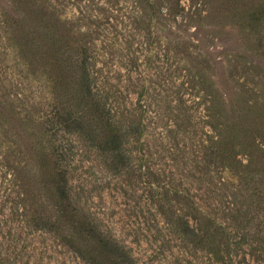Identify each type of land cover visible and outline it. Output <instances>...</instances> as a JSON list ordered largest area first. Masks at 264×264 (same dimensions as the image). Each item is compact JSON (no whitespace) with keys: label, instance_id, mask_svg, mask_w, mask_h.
<instances>
[{"label":"rangeland","instance_id":"1","mask_svg":"<svg viewBox=\"0 0 264 264\" xmlns=\"http://www.w3.org/2000/svg\"><path fill=\"white\" fill-rule=\"evenodd\" d=\"M34 1L68 21L67 39L94 58L99 91L115 93L124 117L143 126L129 173L115 175L101 160L77 157L70 194L79 212L137 264H222L200 240L207 220L235 231L229 213L242 198L232 204L227 156L236 152L246 164L248 156L264 155V21L256 26L247 18L264 0ZM12 13L0 0V95L37 105L42 74H27L19 62ZM4 187L0 179L3 264H84L59 237L10 213ZM164 195L170 205L162 208ZM185 199L200 223L185 213ZM179 216L196 236L174 231L169 220ZM259 218L263 231L253 230V241L221 249L225 264H264V211Z\"/></svg>","mask_w":264,"mask_h":264},{"label":"trees","instance_id":"2","mask_svg":"<svg viewBox=\"0 0 264 264\" xmlns=\"http://www.w3.org/2000/svg\"><path fill=\"white\" fill-rule=\"evenodd\" d=\"M7 1L13 11L7 17L19 62L27 74H42L40 88L44 90L36 92L44 94L37 105L26 99H17L16 104L0 95V152L4 148L0 179L8 209L18 213L32 230L59 237L84 264H137L125 247L104 234L96 220L79 212L71 199L70 181L77 174V157L101 160V166L115 175L128 171L131 148L142 134V123L124 117L116 106L115 93L99 91L94 58L88 56L87 48L67 39L65 18L48 15L34 0ZM247 18L262 25L264 4ZM237 156L235 152L225 161L230 167L227 182L232 204L243 199L236 202L241 208L229 213L235 231L228 233L209 220L201 230L200 243L222 264V248L247 245L253 241L249 240L253 230L263 231L259 215L264 211V155L259 161L248 156L246 164ZM163 197L162 208L169 207L168 197ZM184 204L185 213L200 223L192 202L185 199ZM161 213L165 216L167 209ZM169 222L176 233L196 236L184 216L172 217ZM250 248L259 252L256 246ZM3 261L0 259V264Z\"/></svg>","mask_w":264,"mask_h":264}]
</instances>
